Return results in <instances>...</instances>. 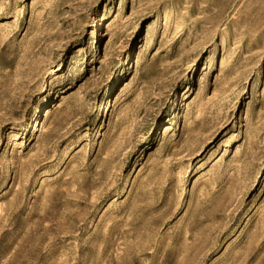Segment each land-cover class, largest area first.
Segmentation results:
<instances>
[{
    "label": "rangeland",
    "instance_id": "1",
    "mask_svg": "<svg viewBox=\"0 0 264 264\" xmlns=\"http://www.w3.org/2000/svg\"><path fill=\"white\" fill-rule=\"evenodd\" d=\"M0 264H264V0H0Z\"/></svg>",
    "mask_w": 264,
    "mask_h": 264
}]
</instances>
